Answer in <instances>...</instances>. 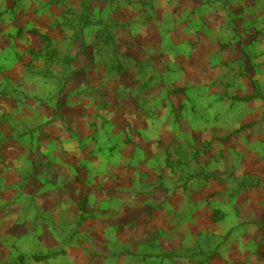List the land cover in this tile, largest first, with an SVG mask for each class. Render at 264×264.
Masks as SVG:
<instances>
[{
    "label": "rangeland",
    "instance_id": "1",
    "mask_svg": "<svg viewBox=\"0 0 264 264\" xmlns=\"http://www.w3.org/2000/svg\"><path fill=\"white\" fill-rule=\"evenodd\" d=\"M0 264H264V0H0Z\"/></svg>",
    "mask_w": 264,
    "mask_h": 264
}]
</instances>
